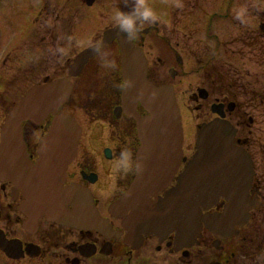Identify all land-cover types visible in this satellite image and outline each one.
Instances as JSON below:
<instances>
[{
	"label": "flooded vegetation",
	"instance_id": "obj_1",
	"mask_svg": "<svg viewBox=\"0 0 264 264\" xmlns=\"http://www.w3.org/2000/svg\"><path fill=\"white\" fill-rule=\"evenodd\" d=\"M26 1L28 0L25 2L24 0H17L16 6H19L21 12ZM79 1L90 19L91 17H99V15L104 14L105 10H108L109 13L113 11L114 14L117 11L129 13L136 2V0H107V5L104 6L101 3L102 0L99 1L100 4L98 0ZM165 2H167L165 21L162 22L157 16L154 22L139 21V31L132 39L133 44L143 50L148 60V78L155 84L168 81L165 78L166 73H162L166 65L169 67L167 74L173 79L178 75V72L172 69L173 62L178 68H181L178 64L187 61L189 55H191L190 59L195 58V54H191V50L198 49L200 46V41L196 37V34L199 35L201 32L199 30L205 31V35L208 39H212V46L216 49H234L236 40L239 39L237 38L239 33L245 32L246 36L253 31L252 26L245 21H237L234 19L235 16L231 17L230 10L233 12L234 9H232L230 0H209V3L208 0H166ZM44 7L48 8L45 9ZM80 8V5L77 6L76 0H47V3H44V6L38 10V15L33 18L37 24L36 35L41 40L40 44L43 45L41 49L43 51L48 50L49 54H46L48 60H55V74L64 72L65 68L62 65L71 59L70 56H64L61 50L67 44L73 47L75 43V33L72 27L74 25L72 23L74 18L76 22H79L78 12ZM56 11L58 12L55 13ZM67 11L68 13L64 15ZM247 11L245 9V15ZM53 13H55V22L64 23L67 32L62 33L54 26H49ZM212 16H223V19L228 20L219 21L215 24L216 29L214 26L211 29L209 20ZM246 16L253 18V14ZM12 19L13 16H7V23H13L14 20ZM206 24L207 28H205ZM116 25L106 23L103 29H110ZM228 25H231L232 28H228ZM224 29L228 30L226 37L221 35ZM258 36L260 40H257V36L253 38L250 35V42L246 46L254 55L264 53V32L258 33ZM98 40L99 38L96 39L97 42ZM151 41L154 42L155 47L158 45L156 42L163 43L169 55L163 56L162 59L157 57V60L153 62L150 61L148 53L153 48L149 45ZM111 46L103 47L102 50L105 52ZM178 50H181L183 55ZM106 52L110 54L109 50ZM234 54L235 52H232V55ZM21 55L23 56L22 50H13L0 60V80H3L7 87L11 85L10 80L13 77L19 74L22 76L24 72H27L26 63L23 60L24 56ZM263 61L264 58L260 62ZM156 63L160 64L158 76L152 74L151 71V67ZM23 70L25 71L23 72ZM14 79L16 80V78ZM1 101L6 102L3 99ZM139 112L144 114L142 109H139ZM121 118L119 122L127 124L129 132L133 134L132 121L123 116ZM254 126L255 117L250 116L249 130ZM115 128L123 132L124 130L125 132L128 131L126 126L122 128L123 130L118 126ZM129 139L135 140L134 136ZM254 139L255 137L251 139L252 142L255 141ZM251 140L248 136V149L251 148ZM128 144L126 145L128 146ZM123 149L118 144L117 148L111 149L110 157L112 159L110 161L113 162L115 158L125 161L131 160V156L129 159L127 156L129 153L118 154L117 151H123ZM252 156L257 159L256 154H252ZM30 157L34 160V153L31 150ZM80 161L81 163L78 164L77 168L72 170L68 168L66 171L63 187L78 184L79 189L88 190L91 195L90 206L93 213L95 210L99 217L106 220L110 229L103 233L97 229L83 228L84 225H81L82 228L71 227L50 221L44 215L28 218L21 212V206L25 201L21 192L16 190L12 184L0 181V264H205L209 261H215L219 264H264L263 162L255 163V173L251 184V191L256 192L261 204L258 209L250 211L249 220L240 228L237 235L232 238L216 239L202 230L196 246L177 249L179 243L175 241L172 234L161 238L141 234L136 241L126 243V231L123 227L124 218H114L108 212L107 207L124 193L133 178V169L111 170L110 175L108 174L110 182H107L105 186L99 185L97 187L96 185L102 182V178L99 177L94 168H91L90 160L82 157ZM181 169L182 167L179 168L176 176ZM176 176L168 187L157 194L158 197H161L167 189L175 184ZM151 199L155 198L151 196ZM66 208L65 213L70 214L72 206ZM221 211H223V205L218 203L211 212L221 213ZM129 213L130 210L126 216ZM87 214L90 215V218L92 217L91 211Z\"/></svg>",
	"mask_w": 264,
	"mask_h": 264
},
{
	"label": "water",
	"instance_id": "obj_2",
	"mask_svg": "<svg viewBox=\"0 0 264 264\" xmlns=\"http://www.w3.org/2000/svg\"><path fill=\"white\" fill-rule=\"evenodd\" d=\"M113 39L118 40L122 53L121 72L125 84L123 111L136 119L141 141L136 155L137 177L126 195L115 204L114 214L122 217L120 211L124 212L126 206L134 208L140 193L142 198H146L170 180L182 155V128L172 87H155L148 82L142 51L134 48L132 40L118 26L105 34L100 44L85 50L73 60L68 67L69 77L77 76L86 61ZM71 88L67 79H57L28 89L25 97L14 105L0 131V179L12 182L23 194L27 202L23 209L30 218L45 214L50 221L77 226V220H60L57 214L64 211L67 204H72L75 211H91L92 217L96 218L86 191L77 187L61 188L66 165L76 154L80 136L76 122L69 116L58 114V108L67 101ZM198 92L202 98L206 97L204 90ZM137 103L147 111L146 117L135 115ZM222 109L223 105L212 106V112L221 118L201 125L196 152L187 163L177 188L166 194L167 199L162 204L157 202L158 206H154L157 203L151 206L141 198L142 223L151 226L147 233H159L164 229V234L174 231L177 237L193 239L203 221L213 233L222 229L227 236L234 234L246 222L249 209L257 207V199L247 194L252 176L250 159L233 141L235 130L223 121ZM232 109L233 104H229L227 111ZM49 114L53 115L51 126L47 134L39 139V159L33 166L28 161L21 124L31 121L40 125ZM141 181L147 187L145 190L144 187L137 188ZM220 198L227 202L223 223L216 224L212 216L202 218L201 211L213 206ZM132 216H136L137 221L136 213Z\"/></svg>",
	"mask_w": 264,
	"mask_h": 264
},
{
	"label": "rangeland",
	"instance_id": "obj_3",
	"mask_svg": "<svg viewBox=\"0 0 264 264\" xmlns=\"http://www.w3.org/2000/svg\"><path fill=\"white\" fill-rule=\"evenodd\" d=\"M100 0H98L99 3ZM166 0H145V3L151 7L155 13V15L160 18L163 21H165V18L167 16V7H166ZM25 2V0H24ZM220 2V1H219ZM231 6L233 12L230 10L231 17H234L237 21H245L248 25L252 26L253 29H257L260 23L264 22V0H230ZM47 3L46 0H28L26 1L24 7L28 10L27 11V17L24 19L22 18V12L21 10H16V1L13 0H0V60L2 57H4L6 54L11 53L13 50H21L23 51L24 56V62L27 66V72H24V74L21 76L20 74L16 77H13L11 81L10 86H6V84L0 80V121L2 120L3 114L6 113L11 105L17 100L22 94H24V91L28 89L31 85L40 83L42 79L45 77L49 78H55L57 77L56 74H54L55 71V60H48L47 59V51L41 50L43 45L39 44L41 43V40L34 36L33 41H26L28 37H30V27L28 25V22L38 15V9L41 8V4ZM102 5H107V0L101 1ZM209 3V0H208ZM77 6L80 5V10L78 12L79 15V22H76V19L74 18V22L72 23L74 26V33H75V43L72 46L66 45L61 51L64 53V56H72L73 54H76L81 48L86 47L90 45L92 42H94L97 38H99L103 27L109 23L111 25L116 24L114 17L115 14L113 11L111 13L108 12V10H105L102 15H99V17H91L88 18L86 15V12L84 10V6H81V3L79 0H76ZM100 4V3H99ZM98 4V5H99ZM208 5V4H206ZM45 9L48 7H44ZM79 9V7H78ZM217 9V8H216ZM214 9V10H216ZM245 9L248 10L247 14L251 15L253 14V18H249L245 15ZM85 11V13H84ZM56 11L55 13H57ZM55 13L52 14L50 18L49 26H54V28H57V30H61L62 33L67 32V29H65L64 23L61 24V22H55L54 17ZM68 13L65 12L64 15ZM97 13V12H96ZM116 13V12H115ZM73 14V13H72ZM256 14V17H255ZM262 14V15H260ZM77 15V16H78ZM7 16H13V23H7ZM239 16V18H238ZM76 17V16H75ZM77 18V17H76ZM17 19V20H15ZM100 20V21H97ZM222 20H228L223 19V16H212L209 20V23L211 25V29L216 27L215 24ZM61 21V20H60ZM55 22V24H54ZM48 26V28H49ZM196 26L198 29H200L199 25L196 23ZM35 27V24L33 25ZM60 28V29H59ZM207 28V24L206 27ZM228 28H232L231 25H228ZM50 29V28H49ZM226 29V28H225ZM221 32L222 36H228V30H225ZM57 31V32H58ZM201 31L198 34H196V37L199 41L204 42L206 39L205 31ZM56 32V33H57ZM69 33V32H68ZM36 38V39H35ZM26 41L28 44H24L23 42ZM158 45L155 47L154 42L151 41L149 45L153 46V48L150 50L149 54V60L155 61L157 60V57H160L162 59L163 56H168L169 53H167V50L164 48L163 43H158ZM22 44H24L23 47ZM210 47H213L212 44H210ZM46 51V52H45ZM181 54V50H178ZM241 52L238 54L236 59L240 58V60L244 63V65L237 64L239 66V71L241 73L244 71V68L250 70L252 78H254V75L256 71H258V67L253 64L251 59H249L248 55H245L244 50H240ZM219 53V52H218ZM221 53V52H220ZM219 53V54H220ZM49 54V53H48ZM183 55V54H182ZM22 56V55H21ZM22 56V57H23ZM182 57V56H181ZM14 60V59H13ZM15 61V60H14ZM192 61V60H191ZM159 63H156L153 67H151L152 74H155L158 76L160 74L159 72ZM168 66L166 65L165 68L162 70V73H166L165 78L168 79V81H164L165 83H172L176 85V82H179L177 86V92H176V98L177 103L180 105V113H181V123H182V129H183V150L185 156L188 158L194 151V143L195 142V136H196V129L195 127L198 125V123H201L205 120L211 119V114L209 113V105L213 101L212 99L207 100V110L205 112H208V114L205 115V112H202L199 108H201L202 103L199 102L196 98H194V94L197 90V87L202 86L200 82H203L201 79V75H196L192 72L193 65L190 62L184 61L181 68L179 69L175 62L172 63V69L176 70L178 72V75L176 78H170V76L167 74L168 72ZM22 72V71H21ZM89 73H91V69L87 68L84 71V76H88ZM185 74V75H184ZM60 75H64L61 73ZM260 77V84H263V77H264V70L259 71L256 73ZM16 78V80L14 79ZM251 78V79H252ZM14 81V82H13ZM86 81L85 80H79L78 82H75L74 84V90L71 95V101L66 107L64 106L62 108L63 113L72 115L78 122V124L82 128V136L80 137V141L78 144V151L77 156L74 158L72 165L69 167V170H72L73 168H77L78 164L81 163V158L85 157L90 160V163L92 165L91 168H94L97 174H99V177L102 178V182L99 185L105 186L107 182H110V171L114 170H127L128 168L133 169L134 166L133 162L128 160H120L114 159L113 162L111 161H105L103 159V149L105 147H109L112 150L114 148H117V144L121 146V148H124L123 151H117L118 154L122 153L126 154L129 153L132 150H136V145L133 141H131L129 138L131 136H134V134H131L130 132H121L120 130H117L116 128H111V125L108 124V122H95L91 120L85 113V111L79 109L80 105L84 104L85 98L84 93H86ZM237 89V87H236ZM5 90V91H4ZM2 91V92H1ZM7 91V92H6ZM239 94L241 96H244V93H242L240 90H238ZM1 99L5 100L6 102L1 101ZM197 110V111H195ZM242 110V109H241ZM201 111V112H200ZM243 113V110H242ZM248 113V112H247ZM234 124L235 121V115L231 114L228 118ZM247 121V119H246ZM246 123V122H245ZM121 125V124H120ZM121 128V127H120ZM243 132H239V138L247 139L246 136L249 135V139L253 138L251 135V131L249 129H242ZM264 129L261 127H255V131L253 132L254 136L256 137L254 140L256 142H252L251 140V148L255 151V153H262L263 150V143L259 142L260 136L264 137V133H261ZM248 131V133H246ZM42 134V131L39 130V128H32L29 127L26 130V139L31 144L32 148L36 146L37 139ZM258 139V140H257ZM244 140V139H243ZM127 143L128 146L126 145ZM126 146V147H123ZM130 146V149H129ZM132 154H127L128 159L129 156ZM112 171V172H114ZM100 186V187H101Z\"/></svg>",
	"mask_w": 264,
	"mask_h": 264
},
{
	"label": "clouds",
	"instance_id": "obj_4",
	"mask_svg": "<svg viewBox=\"0 0 264 264\" xmlns=\"http://www.w3.org/2000/svg\"><path fill=\"white\" fill-rule=\"evenodd\" d=\"M114 20L121 32L129 39H134L139 31V21L154 22L156 20V15L153 9L145 3V0H136L131 12L124 13L117 11ZM101 63L108 68L117 67L114 61L107 60L106 58H102ZM124 86L123 84L120 85V87Z\"/></svg>",
	"mask_w": 264,
	"mask_h": 264
},
{
	"label": "trees",
	"instance_id": "obj_5",
	"mask_svg": "<svg viewBox=\"0 0 264 264\" xmlns=\"http://www.w3.org/2000/svg\"><path fill=\"white\" fill-rule=\"evenodd\" d=\"M206 81L209 82L211 87L219 91V95L223 97L231 96L232 89L235 88L236 85L239 86V90L244 93L247 91L245 90V85L241 82H237V80L234 79V82L232 78H225L219 76L216 71H213L212 69L209 70L208 74H206ZM235 85V86H234ZM237 87V86H236ZM106 106V105H105Z\"/></svg>",
	"mask_w": 264,
	"mask_h": 264
}]
</instances>
